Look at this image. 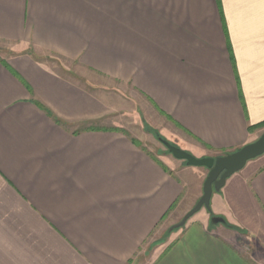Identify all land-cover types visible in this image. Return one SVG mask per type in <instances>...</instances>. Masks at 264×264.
<instances>
[{
  "label": "crops",
  "instance_id": "obj_1",
  "mask_svg": "<svg viewBox=\"0 0 264 264\" xmlns=\"http://www.w3.org/2000/svg\"><path fill=\"white\" fill-rule=\"evenodd\" d=\"M221 2L229 40L217 0H0V42L23 50L0 58V264H129L203 196L209 170L112 127L113 93L88 73L199 158L264 134V4ZM233 177L210 207L235 227L206 209L150 264H264V165Z\"/></svg>",
  "mask_w": 264,
  "mask_h": 264
},
{
  "label": "rangeland",
  "instance_id": "obj_2",
  "mask_svg": "<svg viewBox=\"0 0 264 264\" xmlns=\"http://www.w3.org/2000/svg\"><path fill=\"white\" fill-rule=\"evenodd\" d=\"M225 3V8H227V3L229 4H234L236 2H241V3H245L250 5L251 4V9H252V5H254L255 9H261L262 6L261 4H264V1H256V0H246V1H237V0H223ZM217 3L219 5L220 8V12L222 15V20H223V24H224V29H225V34H226V38L227 40H229V34L227 33V29H226V21H225V17L223 14V10H222V2L221 0H217ZM23 50L21 49L20 46H16L14 44H9V43H4V42H0V58L1 59H9L11 57L16 56V54L21 53ZM43 62H45L48 66L50 65H55V61L56 63H63L60 60H57V58L54 55H49L47 53H41V57ZM49 60V61H48ZM64 64V63H63ZM64 66V65H63ZM59 72H64V70H62V67L59 68L58 70ZM73 76V79H76L75 81H80L79 77H77V75H74L73 73H71ZM89 75H91V77L96 78V82L95 84L102 85L105 88H108L109 90H111L110 92H112V98L113 101L116 104V108L118 109V124L116 123V121L114 120L113 123H111L112 127H120L122 130L128 132L130 135H133L134 137H140L141 139H143L145 141V148L147 150H150V152L152 153V155H154L155 157H157L159 160H166L167 159L165 157H168L170 160L175 161V162H179L181 164H187L185 161L182 160H178L176 159L172 154L169 153V151L167 150V148L161 143L160 139H164L166 141H168L169 143H171L172 145L188 152L187 146H184L183 144H181V142L179 141V139L177 137H175L173 135V132H170L169 130H166V128L164 127L163 124V132L161 131V126L158 122L157 119H153V115H151V111L149 109V107H146V103L145 100L143 98H141L140 96H136V94H134L132 91H130V89H125L123 87H121L120 84L111 81L107 78L98 76L96 74L93 73H88ZM67 75V74H66ZM68 75H70L68 73ZM82 81V82H81ZM79 83L85 84L87 85L86 87H89L91 85H89L87 83V81H83L81 80ZM163 123L164 119H163ZM105 124V123H104ZM109 127L111 128L110 124ZM264 128V126H262ZM90 127L88 126L87 128H84L83 126H81V130L83 129H89ZM264 132V129L261 130ZM260 131V132H261ZM263 135V134H262ZM258 140V139H257ZM240 150V149H239ZM238 151V150H237ZM236 152V151H235ZM189 154H191L192 156L201 159L197 156H195L194 154H192L191 152H188ZM233 153V152H232ZM226 155V154H225ZM223 156V155H220ZM218 157V156H215ZM213 157V158H215ZM264 165V154L261 155L260 157L250 160L244 169H242L241 171L235 173L234 175H232L230 178L233 179H248L250 177H252L255 173V171H257L258 169H260V167ZM194 168H199V169H207L205 167H194ZM208 170V169H207ZM229 178V179H230ZM210 213H209V212ZM206 210V208H203V210H201L200 212H198V214H195V216H200L202 214L206 215L207 212L208 214L212 217H214V214L211 213V208L210 210ZM202 212V213H201ZM203 216V215H202ZM208 215H206L207 217ZM220 217V216H219ZM188 222V221H187ZM225 225L227 227L230 228H234L235 226L231 225L227 220H225L224 223H219L217 225ZM179 230V228H178ZM177 229H170L167 232L163 233L162 236H159L157 238V240H155L151 247H150V251L149 254H151L152 252V256L149 257L147 256H137L135 258V260L131 261L129 264H150L151 262L154 261V259L156 258V252L157 250H159L161 248V250H163V248H169L173 242H174V238L175 235L177 233ZM249 246L248 249H253L255 248V246H252L251 241L248 243ZM160 247V248H159ZM257 247V246H256ZM157 249V250H155ZM258 258L260 260H264V256H262V254H260V252L258 253Z\"/></svg>",
  "mask_w": 264,
  "mask_h": 264
},
{
  "label": "water",
  "instance_id": "obj_3",
  "mask_svg": "<svg viewBox=\"0 0 264 264\" xmlns=\"http://www.w3.org/2000/svg\"><path fill=\"white\" fill-rule=\"evenodd\" d=\"M160 141L176 159L185 161L188 166L205 167L209 170L208 177L204 183L203 196L194 208L184 216L183 220L171 228L172 230L185 226L187 221L203 208L210 210L213 193L221 191L226 181L232 175L244 169L250 160L256 159L264 154V134L257 141L247 144L236 152L215 158L210 157L201 159L192 156L164 139H160ZM211 221L212 224L217 225L219 223H224L225 219L223 217L214 216Z\"/></svg>",
  "mask_w": 264,
  "mask_h": 264
},
{
  "label": "trees",
  "instance_id": "obj_4",
  "mask_svg": "<svg viewBox=\"0 0 264 264\" xmlns=\"http://www.w3.org/2000/svg\"><path fill=\"white\" fill-rule=\"evenodd\" d=\"M49 115L50 116H52L50 113H49ZM58 124H61L62 122L60 121V120H55ZM264 125V123L263 124H260V125H258V126H255L256 128H258V127H261V126H263ZM250 129H252V127L250 128Z\"/></svg>",
  "mask_w": 264,
  "mask_h": 264
}]
</instances>
